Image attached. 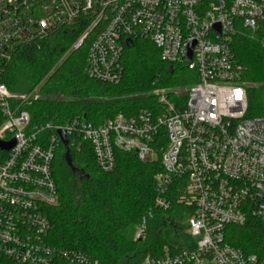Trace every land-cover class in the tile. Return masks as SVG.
Segmentation results:
<instances>
[{
	"label": "built area",
	"instance_id": "obj_1",
	"mask_svg": "<svg viewBox=\"0 0 264 264\" xmlns=\"http://www.w3.org/2000/svg\"><path fill=\"white\" fill-rule=\"evenodd\" d=\"M80 19L86 30L70 51L90 40L86 72L94 80L119 84L126 42H151L164 61L196 75L182 103L166 90L152 93L156 106L134 117L119 114L96 126L85 117L58 125L31 126L23 105L2 83L0 71V264H98L97 260L48 241L46 209L58 203L53 164L59 132L81 151L88 143L105 173L117 151L143 163L160 161L155 206L181 209L192 252L166 246L160 258L142 264H264L226 243L230 226L264 215V116L247 118L246 68L231 43L248 37L264 49V0H0V60ZM146 220L134 240L145 237Z\"/></svg>",
	"mask_w": 264,
	"mask_h": 264
},
{
	"label": "trees",
	"instance_id": "obj_2",
	"mask_svg": "<svg viewBox=\"0 0 264 264\" xmlns=\"http://www.w3.org/2000/svg\"><path fill=\"white\" fill-rule=\"evenodd\" d=\"M86 24L80 19L19 48L9 62L0 60L1 81L12 100L41 87L38 98L23 105L32 127L62 125L82 117L99 126L119 114L134 117L156 106L152 93L157 90H173L168 94L177 103L186 99L189 87L196 82L195 73L184 65L164 61L149 41L129 40L125 45L119 84L90 78L86 72L90 40L70 51ZM231 47L237 62L246 68V117H263L264 49L243 36H235ZM67 52L68 57L59 64ZM115 156L114 170L105 173L97 166L90 144H82L80 152L68 142L60 145L53 164L58 203L46 209L51 223L48 241L55 248L82 253L98 264H120L124 258L126 264H142L147 256L160 258L168 246L164 231L175 227L172 219L181 211L176 206L171 210L155 206L160 161L143 163L136 154L122 151ZM143 220L145 237L134 240ZM225 238L233 248L264 261L263 217L250 216L245 225L228 227Z\"/></svg>",
	"mask_w": 264,
	"mask_h": 264
},
{
	"label": "rangeland",
	"instance_id": "obj_3",
	"mask_svg": "<svg viewBox=\"0 0 264 264\" xmlns=\"http://www.w3.org/2000/svg\"><path fill=\"white\" fill-rule=\"evenodd\" d=\"M69 55L67 52L62 59L60 60L59 64L63 62ZM40 86L36 87L30 93L32 95L38 94L40 90ZM173 91V90H172ZM170 90H166L167 93L172 92ZM185 92V89H184ZM187 218H176L175 219V227L169 226L164 231V238L168 244V246H173L175 249H180L188 252H192L196 249L197 239L192 237L187 232ZM126 258L122 259L120 264H126Z\"/></svg>",
	"mask_w": 264,
	"mask_h": 264
},
{
	"label": "water",
	"instance_id": "obj_4",
	"mask_svg": "<svg viewBox=\"0 0 264 264\" xmlns=\"http://www.w3.org/2000/svg\"><path fill=\"white\" fill-rule=\"evenodd\" d=\"M126 44L129 45V42L127 41ZM59 134L61 136L63 144L66 146L67 145V139H66V136H65L64 132H59ZM13 145H14V143H10V144H2V143H0V150H9V149H11L13 147ZM66 158L69 161L68 154H66ZM263 201H264V196H263ZM263 220H264V215H263Z\"/></svg>",
	"mask_w": 264,
	"mask_h": 264
}]
</instances>
